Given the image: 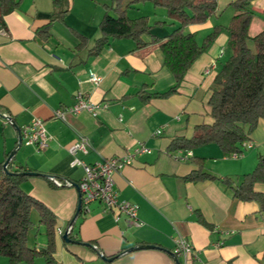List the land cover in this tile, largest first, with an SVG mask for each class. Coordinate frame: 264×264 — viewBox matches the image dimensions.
Listing matches in <instances>:
<instances>
[{
	"label": "crops",
	"instance_id": "obj_1",
	"mask_svg": "<svg viewBox=\"0 0 264 264\" xmlns=\"http://www.w3.org/2000/svg\"><path fill=\"white\" fill-rule=\"evenodd\" d=\"M233 1L218 0L216 13L206 22L185 28L199 43L216 26L223 29L174 93L148 100L147 95L176 85L162 49L153 46L151 37L143 36V47L123 38L111 40L97 54L93 51L112 0H21L5 15L0 23V164L11 159L10 169L23 166L40 174L27 176L21 188L57 218L58 264H177L179 239L194 248L188 261L180 257L183 264H264L260 204L234 198L221 180L185 179L200 167L201 158L203 171L240 182L264 155V119L252 133L253 148L238 158L225 155L214 143L168 150L175 137H191L195 126L213 122L211 88L230 54L226 27L235 14ZM250 6L256 12L250 27L255 35L264 29V0H251ZM59 12L63 16L52 21L49 35L43 37L38 30ZM128 14L148 16L152 24L162 22L151 30L160 38L179 25L152 3L129 8ZM92 72L102 78L99 84L91 80ZM79 92L99 106L96 114L66 111L56 117L57 110L76 103ZM35 117L44 120L53 139L45 150L24 143L18 148L20 130ZM80 137L90 144L88 152L77 154L87 163L123 156L139 146L151 149L114 175L119 199L139 206L140 226H129L124 215L117 221L120 211H105L101 202H93L89 212L74 220L81 199L74 185L85 173L73 164L68 147ZM188 151L189 158H179ZM50 177L73 186L58 187ZM255 189L264 193V183ZM69 227L73 238L67 242L63 235ZM33 232L31 246L45 247V229L41 233L35 226Z\"/></svg>",
	"mask_w": 264,
	"mask_h": 264
},
{
	"label": "trees",
	"instance_id": "obj_2",
	"mask_svg": "<svg viewBox=\"0 0 264 264\" xmlns=\"http://www.w3.org/2000/svg\"><path fill=\"white\" fill-rule=\"evenodd\" d=\"M250 1L235 0L231 3L235 14L226 27L230 54L214 79L209 101L213 122L195 126L191 137H175L168 147L169 151L193 150L200 145L214 143L225 155H231L242 150V145L251 140L259 121L264 119V29L255 35L250 34L256 14ZM20 3L21 0H0L1 24H4L5 15L14 11ZM144 3L164 8L168 17L179 25L165 37L153 35L151 30L154 25H161L162 22L152 24L148 16L131 17L128 14L129 8ZM217 8L218 0H112L111 5H106V13L100 22L101 36L97 38L93 51L97 54L111 40L123 38L143 47L146 45L143 36L148 35L152 38L153 46L162 49L165 66L175 76L176 85L145 98L169 97L177 90L195 60L211 46L223 29L216 26L199 43L196 35L185 28L190 24L206 22ZM63 14H54L51 22L38 32L47 37L52 21ZM198 160L200 167L185 176L186 180H221L231 188L234 198L258 202L261 212L264 211V193L255 189L257 183H264V155L260 156L255 169L245 173L237 183L231 178H218L203 171L204 159ZM26 172L31 171L23 166L12 170L10 165L4 169L0 164V255L7 258L8 264H34L41 257L46 264H58L55 259L57 218L42 201L23 191L21 184L27 175L21 173ZM35 209L39 213L38 223L45 229V247L31 246L29 243V234L36 226L32 217ZM81 212L82 207L79 215ZM204 223L209 225L206 221ZM68 238H73L72 230ZM175 258L177 264H183L180 257Z\"/></svg>",
	"mask_w": 264,
	"mask_h": 264
},
{
	"label": "built area",
	"instance_id": "obj_3",
	"mask_svg": "<svg viewBox=\"0 0 264 264\" xmlns=\"http://www.w3.org/2000/svg\"><path fill=\"white\" fill-rule=\"evenodd\" d=\"M90 78L96 84H99L102 80V78L94 72L91 73ZM98 107V105L89 102L83 93L79 92L77 94L76 103L65 110H57L56 117H63L66 111L79 113L85 110L96 114ZM160 132L161 130L157 133ZM20 137L22 143L29 146H36L39 150H45L53 139L44 120L40 117L33 118L30 124L24 126L20 130ZM253 146L254 143L249 140L242 145L241 151L234 152L230 156L233 158L241 157L246 150L253 148ZM89 147L90 144L86 137L78 138L68 147V151L73 157V164L82 167L85 173L83 179L78 183L81 193L82 212H89L90 204L93 202H101L104 205L105 211H111L114 208L120 211V214L116 216L117 221L124 215L129 226H140L139 206L130 201L119 199L115 190L114 175L126 166L132 165L138 155L150 153L151 149L146 146H139L133 152L123 156H112L95 163H87L78 157L77 154L80 151L84 153L88 152ZM191 155L192 152L188 151L185 155L179 156V158L187 159ZM52 180L58 187L65 185L73 186L72 183L64 182L55 177H52ZM71 229L72 228L69 227L67 231L70 232ZM59 232L63 233L62 230H59ZM193 249L189 241L186 239H179L176 242L174 254L188 261L194 251Z\"/></svg>",
	"mask_w": 264,
	"mask_h": 264
},
{
	"label": "rangeland",
	"instance_id": "obj_4",
	"mask_svg": "<svg viewBox=\"0 0 264 264\" xmlns=\"http://www.w3.org/2000/svg\"><path fill=\"white\" fill-rule=\"evenodd\" d=\"M233 10V9H232ZM232 10H230V12H232ZM256 167V166H255ZM255 169V168H254ZM253 169V170H254ZM252 170V171H253ZM32 217H33V219H34V221L36 222V226L37 227H39L40 226V232L42 233L43 231H44V226L43 225H39V223H38V221H39V214H38V211L35 209V210H33V213H32ZM34 230H31V232H30V234H29V243L31 244L32 242H33V238H34V232H33ZM0 258H2V259H0V261L1 260H4L3 262H2V264H8V260H7V258H5L4 256H1L0 255ZM37 263L36 264H46V261H45V259L44 258H39L37 261H36ZM0 264H1V262H0Z\"/></svg>",
	"mask_w": 264,
	"mask_h": 264
},
{
	"label": "water",
	"instance_id": "obj_5",
	"mask_svg": "<svg viewBox=\"0 0 264 264\" xmlns=\"http://www.w3.org/2000/svg\"><path fill=\"white\" fill-rule=\"evenodd\" d=\"M21 146H22V141H21V137H20V135H19V144H18V148H20ZM10 160H11V159H9L7 162H5V164L3 165L4 169H7V168H8V164H9ZM21 175H24V176H25V175H27V176H29V175H39V173H36V172H26V173H21ZM51 178H52V177H51ZM74 186L79 190V186H78V184H75ZM79 192H80V190H79ZM80 197H81V193H80ZM81 207H82V205H81V199H80V203H79V206H78L77 213H76V215H75V217H74V220H76V218L78 217ZM68 234H69V231H66L65 234L63 235V238H64L67 242L71 241V239L68 238Z\"/></svg>",
	"mask_w": 264,
	"mask_h": 264
}]
</instances>
